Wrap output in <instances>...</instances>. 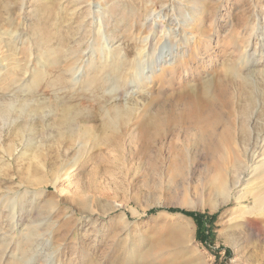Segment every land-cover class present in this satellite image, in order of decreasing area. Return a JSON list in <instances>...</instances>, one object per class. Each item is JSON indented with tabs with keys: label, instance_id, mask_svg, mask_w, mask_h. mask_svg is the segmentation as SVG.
Here are the masks:
<instances>
[{
	"label": "rangeland",
	"instance_id": "1",
	"mask_svg": "<svg viewBox=\"0 0 264 264\" xmlns=\"http://www.w3.org/2000/svg\"><path fill=\"white\" fill-rule=\"evenodd\" d=\"M263 7L264 0H0V54L7 51L12 35L17 46L7 53L15 52L18 63L30 66L12 71L16 61L0 62V105L12 101L10 113H0V141L10 129L19 134L7 136L0 147V246H8L0 264H60L59 257L64 264H92L91 256L94 264H134L137 252L155 249L161 253L156 264H264V204L257 207L254 201L256 193L264 198V174L236 184L232 161L208 160L200 147L185 140L152 145L144 155L137 126L118 129L106 144L98 140L94 147L79 139L65 142L70 124L73 129L89 125L81 117L98 110L104 115L123 106L141 113L151 89L158 87L155 78L206 39L192 34L194 25L209 31L208 50L219 53L205 62L206 73L202 70L191 79L197 84L220 71L229 56L234 59L242 50V39L252 34L253 42L252 27L262 18ZM230 11L246 17L247 24L226 25ZM8 23L10 34L4 30ZM98 42H106L107 49L94 63L128 64L123 72L129 76L120 82L110 79L96 90L85 71L99 72L86 65ZM55 50L62 53L53 58L54 65L37 67L44 77L43 84L35 86L34 58ZM72 62L75 73L64 67ZM131 64L141 66L132 69ZM256 66L248 84L228 81L241 113L260 105V99L264 107V74L258 72L264 67ZM59 77L61 81L51 85ZM181 77L189 75L185 72L172 83L180 85ZM209 90L216 96L213 84ZM156 109L152 102L143 122ZM9 145L11 154L6 151ZM263 160L256 159L254 165ZM221 173L231 182L230 195L218 192ZM240 195H245L242 200ZM84 202L110 210L93 215V224L84 219L89 234L79 225ZM184 211L215 215L207 224L213 236L202 240L196 219ZM84 233L88 236L81 238ZM28 236L33 246L24 252L20 247ZM81 245L84 252H74ZM123 248L133 254L126 258ZM23 252L33 253L27 263L15 259Z\"/></svg>",
	"mask_w": 264,
	"mask_h": 264
},
{
	"label": "bare ground",
	"instance_id": "2",
	"mask_svg": "<svg viewBox=\"0 0 264 264\" xmlns=\"http://www.w3.org/2000/svg\"><path fill=\"white\" fill-rule=\"evenodd\" d=\"M261 15L262 18L260 19V21L259 22L255 21L254 22L255 24L252 27V31H255L254 33L255 37L253 38V42L251 41L252 34L248 35L246 39H242V43H240L242 45L241 46L242 50L240 49L238 51V54L237 53L234 54L235 55L234 59H231L229 56V58L226 59L227 62L223 63L224 66H222L223 68L220 69V71H215L212 74L210 73L211 76L210 75L207 76L204 80L200 76L201 79H199V82L197 84H196L197 79L192 80L191 78H196L195 74L202 75L201 74L202 70H204L206 73L207 71L205 70V66H204L205 62H208L211 57L215 56L219 52L217 50L211 52L208 50V47L210 46V39H207L210 34L208 30L204 31L203 33L201 26H197V25L192 26L191 32L193 35L197 37L202 35L203 38L206 39H202L203 40L202 44H200L201 40L198 41V43L196 44L197 45L196 48L194 47L193 49L195 50L194 52L189 53L188 56L184 57V59L180 58L177 61V63H175V65L166 67V69L164 70L165 72L163 74H160L157 78H155V80L158 83V87L156 88V90L154 89L153 91L151 89V95L149 96L147 103L143 106L144 110H142L141 113L137 115L135 108L123 107V106H117L114 109H109L108 112L104 115L101 113L100 110H98V112L91 113L81 117L82 118L81 120L91 124L79 125V127L76 129L75 128L73 129V125L70 124L71 127V129H69L70 133H68L67 138H65V142H69L71 144V142H74V139L75 140L79 139L85 143L90 142V145L94 147V145H96V141L98 140H99L98 143L106 144L110 135H116L118 129L123 131L129 129L131 126H135V127L137 126L140 129V132L138 133L139 135L138 141H140L139 145L141 146L144 155L150 152L149 148L152 145L157 147L163 144L164 142H167L168 140L170 142L173 140L176 141L185 140L187 142H191V144L197 147H200L202 149L204 157L208 160H212V161L217 160V162L228 161V160L232 161L236 167L235 171H233L234 177L236 178L235 180L236 184L238 183L242 184L248 182L250 176L252 177L254 176V179L259 178L262 174H264V162H263L264 160L262 161L263 163L260 162V164L254 165V163L255 160L258 158L264 159L263 102L260 99L259 100L260 105L257 106L255 104L252 107H248V109H246L244 113H241L238 110V105H236L237 102L235 101V95L232 98V94L228 89V81L229 79H238L241 81L242 84H248V82H250L251 75H253L254 73L253 68L257 67L256 66L257 64H262L263 66L261 67H264V10H263V14ZM225 21H226L225 22L226 25H230L231 23H233L234 26L247 24L245 23L247 22L246 17L235 16L233 15L232 11H230ZM9 28H11L10 23H8V28L4 29L7 30L6 33L8 34H10ZM11 30L12 29H10V31ZM10 36L13 39L12 35ZM255 38H256V43H254ZM12 39L9 40L10 42L5 44V46L8 48L7 49L8 52L10 49H12L13 47L15 49L17 46L15 37L14 40ZM3 43L0 38V46ZM105 43H99L97 49L89 52L90 59L87 61L86 64L88 68L91 67L99 68V72L89 73L85 71V77L89 82L90 87H94L95 89L98 88V86H100L102 83L105 84L106 82H109L110 79H112L113 82L115 81L120 82L121 79L125 80L129 76V72L127 70L123 72V69L126 68L128 64L125 63L116 64L114 59H113L114 61L113 64L109 63L110 65H108V63L105 65L103 64L97 65L94 63V59L97 57V55L99 57L102 55V52L106 51L107 45ZM236 44L237 43H235V45ZM7 51L5 50L1 52L0 62H5L6 60H8L7 62H13V61L17 62L18 61L16 59L17 54L15 52H13L14 54L11 53L9 54L7 53ZM60 53H62V51L58 52L55 50L54 54L48 53L47 55H45L44 52V54H41V56L39 57L37 56L34 58L35 69H34V76L32 77V82L34 83L35 86L39 87L40 85H42L43 84L42 81L44 77L42 74H37L36 71L37 67L39 66L41 67L44 65L47 66L51 64L54 65L53 58L55 56L60 55ZM257 53L260 54V58L263 60V61L261 60L262 63L259 60L260 58L256 56ZM200 54L203 55L201 56ZM112 56L115 55L111 54V57ZM107 57L109 58V56ZM73 63L74 62H72L71 64L70 63L67 64L68 66H64L66 67L67 72L68 71L72 73L76 72L75 71L76 68L72 66ZM16 66H17L16 68H10V69H12V71H14V69L16 70L26 69L27 71L29 70L30 67L28 66V63L24 61L22 62L19 61V63ZM140 66L141 64L140 65L131 64L130 67H132L133 69L135 67L140 68ZM246 68L248 69V71L244 72ZM185 72L189 75V77H187L188 79H185L184 76L181 77V79L184 78V80L183 82H181L180 85L172 83L173 80L177 78V76H180ZM258 72L264 74V70ZM200 80H202V82H200ZM60 81H61L60 77L56 78L55 80H53L51 85H55ZM176 83H180V82L177 81ZM212 84L215 87L216 96L215 95L212 96L211 93H209L210 91L209 89L212 86ZM172 88L173 90L169 92L168 90ZM8 102L10 103H7V105H0L3 106L2 108L3 111L2 110H1L2 112L0 111V113H3V116L5 115V113L9 114L11 111L12 101H8ZM152 102L157 103V109L155 110V113L152 115L153 117L149 121L143 122L144 120H142V116L145 113V110H147L150 107ZM77 119L79 122L80 117H78ZM75 121L77 122V120ZM98 121L100 123L98 125H95L96 122ZM14 132H15L14 129H10L6 131L4 135H2L0 141V147H2V143H4L5 138L7 136L14 137V135L17 136L19 135L18 133H14ZM96 134L100 135L101 138L99 139L98 137H96ZM175 148H173V150ZM12 149H13V145L7 146L6 151L8 152V154L12 153L13 151ZM158 151H161L160 147H158ZM221 175L222 178H219L218 179L219 182L217 181L218 184H216L220 189L218 192L222 193L224 196L226 194L230 195L229 193L231 190H229L228 184H230L231 182L229 181L228 183L227 180L223 178L222 173ZM227 179L230 178L227 177ZM248 185L249 184L247 183L246 186L249 187ZM250 193H252V189ZM244 196L240 195L238 196V199L242 200ZM94 200L95 199H93L92 202ZM254 201L257 207H261L264 204V198L261 196H257V193L256 196H254ZM81 205H82L81 208L83 209L81 210L84 218L79 222V225L82 228H85V225L83 224L85 218H87L86 220L87 223L93 224L95 223V221L93 220L94 217L93 215L101 216L110 212V210L108 209H103V210L96 209L97 207L94 208L95 206H90L91 203H87V202H84ZM51 210L52 209L50 208V211ZM46 211L48 212V209ZM34 214L38 216V214L33 213V215ZM72 225H75V222ZM69 228L71 227L69 226ZM85 231L88 234L90 233L88 232L87 228H85ZM87 233H84L81 236V238H84L85 235L88 236ZM58 242L56 244L57 247H59ZM32 243H31V237L28 236L24 243L25 247H20L21 250L25 252L26 249L33 246V245L31 246ZM0 247H1L0 248V263H1L8 246L1 244ZM76 250L78 252H84L82 245L80 247H74V252ZM62 251H64L62 253V255H64L66 250L62 249ZM122 251L123 253H125L126 258H128L127 256H129L130 254H133V252L128 251L126 248H123ZM24 252L21 258L15 256V259L18 260L17 262H24V261L26 263L29 262L28 257L34 253V251L32 254L27 252L28 253L27 255ZM137 253H138L137 254L138 259L137 261H135L134 264H156L154 262L156 260L158 261L159 256H161V253L159 252L158 249L149 252L144 251L141 253L139 252ZM91 257H92L91 261H93L92 264H94L95 258L93 256ZM57 260H59L60 264L65 263L63 259L60 257ZM73 263L74 262H72V264ZM119 263L120 261L116 262V264Z\"/></svg>",
	"mask_w": 264,
	"mask_h": 264
},
{
	"label": "trees",
	"instance_id": "3",
	"mask_svg": "<svg viewBox=\"0 0 264 264\" xmlns=\"http://www.w3.org/2000/svg\"><path fill=\"white\" fill-rule=\"evenodd\" d=\"M154 211V210H153ZM188 215H191L194 217L198 223L199 226V237L204 240L205 237L211 238L213 236L212 232V225L207 226V224H211L215 215H209L207 213H198V212H192V211H184ZM208 232V233H207Z\"/></svg>",
	"mask_w": 264,
	"mask_h": 264
}]
</instances>
